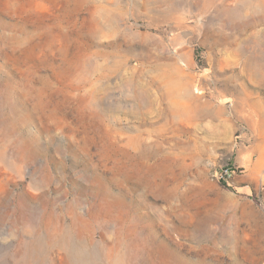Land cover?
I'll return each instance as SVG.
<instances>
[{
  "label": "rangeland",
  "instance_id": "1",
  "mask_svg": "<svg viewBox=\"0 0 264 264\" xmlns=\"http://www.w3.org/2000/svg\"><path fill=\"white\" fill-rule=\"evenodd\" d=\"M39 262L264 264V0H0V264Z\"/></svg>",
  "mask_w": 264,
  "mask_h": 264
},
{
  "label": "built area",
  "instance_id": "2",
  "mask_svg": "<svg viewBox=\"0 0 264 264\" xmlns=\"http://www.w3.org/2000/svg\"><path fill=\"white\" fill-rule=\"evenodd\" d=\"M237 170L233 167H226L221 169L217 174L216 177L219 180H227L230 179L232 176L236 174Z\"/></svg>",
  "mask_w": 264,
  "mask_h": 264
},
{
  "label": "bare ground",
  "instance_id": "3",
  "mask_svg": "<svg viewBox=\"0 0 264 264\" xmlns=\"http://www.w3.org/2000/svg\"><path fill=\"white\" fill-rule=\"evenodd\" d=\"M38 264H43V263L39 262ZM75 264H77V263H75ZM78 264H81V263H78Z\"/></svg>",
  "mask_w": 264,
  "mask_h": 264
}]
</instances>
